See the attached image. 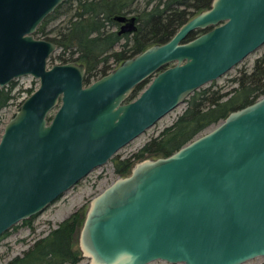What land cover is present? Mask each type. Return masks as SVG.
Instances as JSON below:
<instances>
[{"label":"water","instance_id":"water-1","mask_svg":"<svg viewBox=\"0 0 264 264\" xmlns=\"http://www.w3.org/2000/svg\"><path fill=\"white\" fill-rule=\"evenodd\" d=\"M64 1L0 0V88L26 75L40 79L0 139V236L264 44V0H213L168 41L86 83L83 62L49 66L58 45L35 35ZM115 19L120 34L136 30L135 16ZM195 30L203 32L187 40ZM80 248L90 264H242L264 256V95L170 155L136 163L93 197Z\"/></svg>","mask_w":264,"mask_h":264},{"label":"trees","instance_id":"trees-1","mask_svg":"<svg viewBox=\"0 0 264 264\" xmlns=\"http://www.w3.org/2000/svg\"><path fill=\"white\" fill-rule=\"evenodd\" d=\"M212 1L65 0L41 22L35 35L57 43L58 50L50 58H57L61 63L83 62L86 66L84 80L90 83L150 45L168 41L189 18L211 7ZM118 15L135 16L136 30L120 34V22L115 19ZM60 19L63 20L56 23ZM201 31H192L187 40ZM232 80L237 85L230 89L211 83L193 92L186 98V108L173 124L166 126L132 157L118 160L116 170L128 172L137 160L147 155H170L231 111L264 95V56L256 60L252 70H244ZM147 82L139 83L130 99L137 97ZM14 83L0 88V110L17 97ZM75 215L37 238L22 255L6 264H78L81 256L79 250L73 248V239L80 220ZM34 216L21 224L32 226Z\"/></svg>","mask_w":264,"mask_h":264},{"label":"rangeland","instance_id":"rangeland-1","mask_svg":"<svg viewBox=\"0 0 264 264\" xmlns=\"http://www.w3.org/2000/svg\"><path fill=\"white\" fill-rule=\"evenodd\" d=\"M61 20L63 19L56 21V23H59ZM202 32L203 31L197 32L196 35H199ZM117 48L120 47L117 46ZM262 56H264V44L256 51L250 53L246 58L232 67L224 75L207 83L204 86L215 83L217 85L224 86L225 89H230L234 85H237V83L232 79L237 77L244 70H252L256 60ZM53 63H61V61L57 58H49L48 65L51 66ZM119 64L120 63L115 65V63H113V66L115 65V67H117ZM12 81H15L14 91L18 95L16 98L12 99L8 105L4 106L0 110V139L5 124L19 109L23 100L40 85V79L35 78L32 75H26ZM185 108L186 102L177 106L175 109L158 120L153 126L148 128L140 136L132 140L129 144L120 148V150H118L104 165L94 169L88 176H86L73 188L67 191L60 199L51 204L43 212L35 215L32 220V226L21 224L22 221H20V224L17 228L12 227L6 235L0 236V264H6L15 256L22 255L37 238L47 235L51 229L57 227L62 221L72 217L74 214H76L75 217L77 216V218L80 220L76 226L73 239V248L77 251L79 250V255L81 256V260L78 262V264H90L89 259L83 256L82 250L80 248V232L91 199L99 194L118 177L130 174L136 163L146 158H157L163 156L147 155L139 161L137 160V162L134 163L128 172L120 173L116 170V162L118 160L132 157L134 153L138 152L148 141L159 135L166 126L173 124V122L185 110ZM148 264L170 263L166 260L157 259L151 261ZM177 264L185 263L180 262ZM242 264H264V256H257Z\"/></svg>","mask_w":264,"mask_h":264},{"label":"flooded vegetation","instance_id":"flooded-vegetation-1","mask_svg":"<svg viewBox=\"0 0 264 264\" xmlns=\"http://www.w3.org/2000/svg\"><path fill=\"white\" fill-rule=\"evenodd\" d=\"M120 22V21H119ZM123 22H120V26H121V24H122ZM120 28V27H119ZM126 33V32H125ZM129 33H131V32H129ZM112 70V69H111ZM110 70V71H111ZM107 74V73H106ZM100 78V77H99ZM98 79V78H97ZM96 80V79H95ZM129 100H130V98H129Z\"/></svg>","mask_w":264,"mask_h":264}]
</instances>
